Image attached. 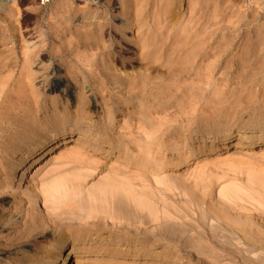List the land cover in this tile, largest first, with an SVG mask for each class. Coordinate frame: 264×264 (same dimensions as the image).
Wrapping results in <instances>:
<instances>
[{
    "label": "rangeland",
    "instance_id": "obj_1",
    "mask_svg": "<svg viewBox=\"0 0 264 264\" xmlns=\"http://www.w3.org/2000/svg\"><path fill=\"white\" fill-rule=\"evenodd\" d=\"M145 67L146 96L103 91L124 77L137 83ZM108 68L105 83L95 72ZM23 71L34 75L42 111L19 147L10 138L0 146V264H50L64 241L69 264H207L171 242L194 244L218 221L256 228L264 245V146L255 143L264 137V0H0V89ZM51 130L71 137L4 189L7 161ZM202 149L209 153L193 156ZM118 198L149 208V238L116 224ZM67 202L65 220L39 221ZM170 220L184 237L172 240ZM217 251L221 264L238 260ZM249 252L244 263L253 264L247 258L264 247Z\"/></svg>",
    "mask_w": 264,
    "mask_h": 264
},
{
    "label": "bare ground",
    "instance_id": "obj_2",
    "mask_svg": "<svg viewBox=\"0 0 264 264\" xmlns=\"http://www.w3.org/2000/svg\"><path fill=\"white\" fill-rule=\"evenodd\" d=\"M79 1H83V0H79ZM129 32H131V30ZM90 45L92 47H97V48L100 47V44H90ZM126 53H130V52H126ZM111 59H112V61L120 62L122 67H129V65H131V63H129L125 60L122 61V59H120L119 56L111 57ZM139 59H140V61H146L147 60L146 57L139 58ZM149 68H146V70L143 73L136 76V78H138L137 83L131 81L127 84H124L122 82L123 80L126 79V77H124L120 80L121 83L120 82H114L112 86H104L103 91H105L107 93V95H109L110 97H113V95L115 96L114 90L120 91V88L122 87V90H126L125 93L129 94L128 98H130L132 100L135 98H139L140 95L144 97L147 95V86L150 83L149 81H151L150 80L151 79L150 74L146 72ZM95 73L97 74V76L101 77L105 83L107 81V78L112 75L111 72H109V68L105 69V71L98 70ZM20 76H21L20 78L18 77L14 82L10 83L8 85L7 89H5V87L0 89V97L2 98V101L0 102V146H2L1 143L4 142V138H5V140H6V138H10V140L11 139L14 141L17 140L18 143L15 145H17V147H19V133H21V132H23L29 128L33 129L34 125L39 120L37 115H34V114L42 111V104H41V101L38 99L39 93H38V91H36L34 89V86L31 85L32 82L30 83L28 81L30 79H33L34 75H32V73L29 74V72L26 73L23 71V72H21ZM138 83H140L141 85H139L138 91H135ZM6 84L5 85L3 84V85L6 86ZM20 89L23 90L22 91L23 93H21V95L20 94H18V95L12 94V93H14L13 91H17ZM52 89H54V88H52ZM55 89H57V88H55ZM147 98H148V96H147ZM142 113L144 114V112H140V114H142ZM55 115H57L56 112H54L53 117H55ZM53 117L52 118L49 117L47 119L51 120V119H53ZM118 118L119 117H117V119ZM40 133H42V134L35 136L28 144L22 146L20 148V151L18 148V152H17L16 156H12L10 158V160L7 161L6 170H5L6 176L2 179L4 189H14L15 185H16L15 178L19 176L20 169H22L23 167H25V169H30L33 165H35V163L43 155H45V153L47 151H49V149L51 150V149H56V148L62 147L64 144H66L69 141V139L71 137L70 131L69 132L66 131V132L62 133L61 135H58L56 130H51V132L41 131ZM226 141L227 142L224 141V142L219 144L220 150H224V149L229 148L230 147L229 144L231 143L232 138L228 137ZM255 143H256V145H258L257 147H259L261 145L264 146V137ZM235 144L237 146L243 145V142L236 141ZM51 146H52V148H49ZM207 153H209V150L202 149L197 153L194 152L193 156H197L198 154L203 155V154H207ZM130 155L131 154H128L129 158L127 157L128 159H126L128 162L126 167H129L131 164L130 158H132V156H130ZM141 160H143L145 162V158H142ZM135 161H137V160H135ZM144 162H143V164H141V165H143L142 166L143 169L145 168V165H146ZM184 164H185V161L177 162L174 166V169H180ZM24 174H25V172L22 175H24ZM139 179L140 180H139L138 185L139 186L141 185V186H140V188H138V190L140 189L142 191L141 198L144 197L146 200V197H147V194H146L147 188L146 187L150 186V185L147 186L149 179H148L146 173L139 175ZM128 180L130 181V179H128ZM134 180H138V179H134ZM129 181L126 184H130L131 186H134L131 182L133 180H131L130 183H129ZM155 184H156V182H155ZM113 185H115V184H113ZM129 190H128V192H129ZM134 191H136V190H134ZM136 192H138V191H136ZM139 196H140V193H139ZM139 196H138V198H139ZM36 197H37V194H34V193H31L28 197V202L31 203L32 206H34V201H36ZM124 197L127 198V196H124ZM125 198L124 199H121V198L115 199L111 203V208L116 209L117 211L119 210V212H120L119 217H118V219L120 221L117 222L116 224L126 228L127 230H135L136 231L137 229H139L141 231L142 235L140 234V236L142 238H144V239L149 238L150 236L147 234L149 232H142V231H145V229H147L146 227L150 222L149 212H147V209H149V208H146V206L137 208V205L134 206L132 204V202H130L131 199H130V201H128ZM144 198H142V199H144ZM20 200H21L20 202L22 205L21 207H24L27 200L25 201V199H23V198H21ZM67 204H68V202L65 205H60L62 208L61 209L62 213H60V215L53 213V211L52 212L49 211L48 213H44V215L40 217L39 221L42 223H45L47 219L56 221L59 216L64 217L63 219L65 220L66 210L64 208H66ZM140 204H144V202L140 203ZM45 206L47 209L50 207V205H48V204H45ZM20 209L22 210V208H20ZM157 214H158V212H157ZM63 215H65V216H63ZM206 216L209 218L208 215H205V217ZM218 216H220V215H218ZM36 217H38V215ZM158 217L156 218L157 220H159ZM170 221H169L167 227L166 226H164V227L167 228L166 230L169 231V232L168 231L167 232L170 233L172 236V235H174V233H176V234L179 233V231L181 229L179 228L180 230H178L179 226L176 225L178 222L174 221L176 223L175 224L172 221L170 223ZM229 223H230V221H229ZM164 224L165 223H163V225ZM235 225H232V222H231V225H229L227 222H225V223L222 222L219 224V221H218V224L215 225L216 227L212 226L213 229H211L210 232H208V233L206 232L207 233L206 235L204 233L203 234L204 236H200L199 240L196 239V241H194L195 242L194 244L192 243V241L191 242L189 241L190 238L187 240L190 243H188V242L179 243V241L174 242L175 240H179L181 238L180 237L181 235L183 236V232H180L181 234H177V235L175 234L176 236H179L180 238L178 239V237H176V239H174L173 243L171 242V245H172L171 247H174V248L176 247L177 252L193 251V253H195L198 256L197 258L202 259L207 264H221V262L225 259L226 254L220 253L219 251H217V249H219V250L222 249V252L224 251L225 253H227L229 255H232V256L235 255L237 257L238 260L232 262L233 264H246L247 262L244 263L246 256H247L246 254H248V257L249 256L253 257L254 255H251V254L249 255V253H250L249 251L251 249H255L256 247H264V245H259L262 243V241L259 238V236H260L259 231H256L257 230L256 228H251L249 224H248L249 227H241L242 225L241 226L240 225L235 226ZM183 228H184V226H183ZM181 231H185V230L183 229ZM185 232H187V231H185ZM185 234H187V233H185ZM230 235H233L234 237H232ZM17 238L19 239V234H18ZM197 238H198V236H197ZM234 238L239 239V242L237 240L236 241L237 243H236L235 242L236 239H234ZM169 240H171V239H169ZM172 240H173V236H172ZM101 242H103V241H101ZM66 245H67L66 241L61 242L58 245V252L56 253V256L52 259L50 264H69V255L70 254L69 253L65 254ZM4 246L8 247L10 245H4ZM244 246H247V248L246 249L243 248ZM253 253L254 252H252V254ZM180 255L182 256V254H180ZM180 255L177 254V258H180L181 257ZM255 255L256 256L254 258H252V257L247 258V260H249L250 263L254 262L253 264H264V256L262 254L261 255L255 254Z\"/></svg>",
    "mask_w": 264,
    "mask_h": 264
},
{
    "label": "built area",
    "instance_id": "obj_3",
    "mask_svg": "<svg viewBox=\"0 0 264 264\" xmlns=\"http://www.w3.org/2000/svg\"><path fill=\"white\" fill-rule=\"evenodd\" d=\"M51 0H40V2L42 3V4H47V3H49Z\"/></svg>",
    "mask_w": 264,
    "mask_h": 264
}]
</instances>
